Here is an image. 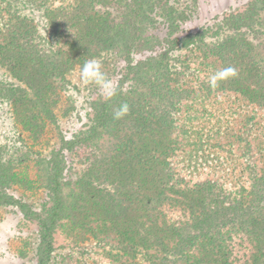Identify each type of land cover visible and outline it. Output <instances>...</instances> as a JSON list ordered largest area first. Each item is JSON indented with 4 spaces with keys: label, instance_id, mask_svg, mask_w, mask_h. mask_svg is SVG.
Listing matches in <instances>:
<instances>
[{
    "label": "trees",
    "instance_id": "obj_1",
    "mask_svg": "<svg viewBox=\"0 0 264 264\" xmlns=\"http://www.w3.org/2000/svg\"><path fill=\"white\" fill-rule=\"evenodd\" d=\"M186 1L0 0V67L21 84L10 101L28 141L0 163V205L36 223V264L59 233L103 241V264H264V0L195 30ZM92 58L117 94L91 82L88 131L56 125L48 146L47 122L74 111L69 76ZM227 66L237 75L211 87Z\"/></svg>",
    "mask_w": 264,
    "mask_h": 264
},
{
    "label": "rangeland",
    "instance_id": "obj_2",
    "mask_svg": "<svg viewBox=\"0 0 264 264\" xmlns=\"http://www.w3.org/2000/svg\"><path fill=\"white\" fill-rule=\"evenodd\" d=\"M246 0H197L193 6L191 21L185 28L195 30L208 24L211 18L220 12L240 6ZM178 10L186 9L188 1L174 0ZM35 20L40 21L39 14L35 13ZM264 32V28L261 29ZM91 82L84 83L80 78V73H73L69 76L67 85V96L73 105V114L69 117H61L57 122H47L45 129V141L48 146L58 144L57 126L70 131L87 132L93 121L87 116L85 118L86 100L90 95ZM21 86L17 78L2 67H0V163L9 159L21 157L25 152V136L20 134V128L13 120L11 108V95L15 89ZM44 147V146H43ZM42 147V148H43ZM40 149V148H39ZM49 147H44L42 154L49 152ZM249 162L253 161L248 153L244 155ZM81 170V169H80ZM79 170V172H81ZM14 198H27L22 196L20 191H7ZM28 201V200H27ZM37 207V206H35ZM36 223L29 221L23 211H19L15 205H0V264H36L37 251H33L36 244ZM30 242V243H29ZM54 250L45 259V264H103L99 261L98 253L103 250V241L91 240L79 245H73L70 241L62 237L59 233L56 237ZM110 243V242H109ZM63 246V247H62ZM21 252H27L22 257ZM39 258V256H38Z\"/></svg>",
    "mask_w": 264,
    "mask_h": 264
},
{
    "label": "clouds",
    "instance_id": "obj_3",
    "mask_svg": "<svg viewBox=\"0 0 264 264\" xmlns=\"http://www.w3.org/2000/svg\"><path fill=\"white\" fill-rule=\"evenodd\" d=\"M237 75L232 66L216 70L209 78L211 87L218 86V82ZM80 78L84 83L94 82L99 86L104 100H110L117 94L118 85L102 71V62L97 58L86 60L80 69ZM129 112V105L124 102L113 111V119L119 120Z\"/></svg>",
    "mask_w": 264,
    "mask_h": 264
}]
</instances>
